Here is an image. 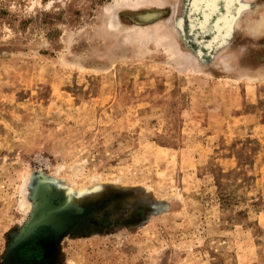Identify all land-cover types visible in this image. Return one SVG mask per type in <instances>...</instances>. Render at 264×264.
I'll use <instances>...</instances> for the list:
<instances>
[{"label":"rangeland","instance_id":"374dc122","mask_svg":"<svg viewBox=\"0 0 264 264\" xmlns=\"http://www.w3.org/2000/svg\"><path fill=\"white\" fill-rule=\"evenodd\" d=\"M204 8L0 0V264H264V0Z\"/></svg>","mask_w":264,"mask_h":264},{"label":"flooded vegetation","instance_id":"af4514ba","mask_svg":"<svg viewBox=\"0 0 264 264\" xmlns=\"http://www.w3.org/2000/svg\"><path fill=\"white\" fill-rule=\"evenodd\" d=\"M47 239L45 231L39 230L35 236L23 243L16 256L20 263L39 264L45 262L47 256Z\"/></svg>","mask_w":264,"mask_h":264},{"label":"bare ground","instance_id":"6f19581e","mask_svg":"<svg viewBox=\"0 0 264 264\" xmlns=\"http://www.w3.org/2000/svg\"><path fill=\"white\" fill-rule=\"evenodd\" d=\"M205 1V8L203 11V14L205 17H212V15H214L215 9H214V4L216 3L217 0H204ZM159 14V11H147L145 14H143L141 17L142 18H149L151 20V16L152 15H156ZM259 15V14H258ZM259 19H256V17H252L250 19V26L255 27L257 26ZM145 21V20H144Z\"/></svg>","mask_w":264,"mask_h":264}]
</instances>
